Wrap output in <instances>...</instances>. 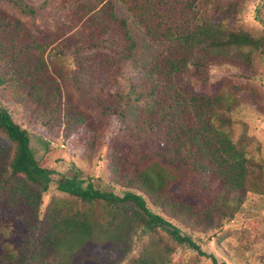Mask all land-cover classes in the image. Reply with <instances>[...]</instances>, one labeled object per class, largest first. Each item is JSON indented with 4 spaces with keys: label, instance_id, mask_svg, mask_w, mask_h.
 Wrapping results in <instances>:
<instances>
[{
    "label": "trees",
    "instance_id": "1",
    "mask_svg": "<svg viewBox=\"0 0 264 264\" xmlns=\"http://www.w3.org/2000/svg\"><path fill=\"white\" fill-rule=\"evenodd\" d=\"M4 1L49 25L28 31L6 15L0 29H19L41 54L49 49L46 67L55 68V59L67 65L63 88L72 85L79 103L124 122V141L111 148L110 160L112 181L127 190L55 179L35 156L28 131L0 108V264H123L136 233L147 240L127 264H168L170 243L215 260L202 251L201 238L230 221L248 192L264 195V166L230 137L236 95L202 90L211 66L249 72L242 63L249 53H264V37L231 27L242 0H46L50 9ZM141 39L155 50L136 85L126 63L136 61ZM103 74L125 86L95 85ZM6 75L26 77L0 64V86ZM58 100L42 103V112L58 109L60 116ZM51 184L67 198L51 199L41 213ZM10 226L15 233L5 236Z\"/></svg>",
    "mask_w": 264,
    "mask_h": 264
},
{
    "label": "rangeland",
    "instance_id": "2",
    "mask_svg": "<svg viewBox=\"0 0 264 264\" xmlns=\"http://www.w3.org/2000/svg\"><path fill=\"white\" fill-rule=\"evenodd\" d=\"M21 1L30 7L50 9L46 0ZM241 7L242 12L237 14L231 27L264 37L260 21L264 17V0H242ZM6 15L20 19L28 31L43 30L49 25L48 21L37 16L31 21L18 8L0 0V25ZM129 22L133 24L131 18ZM154 50L152 44L141 39L134 56L136 61H127V75L136 85L145 80L144 65L151 61ZM50 55L49 49L41 54L31 46L19 29L12 26L0 29V64L3 70L26 75L20 80H9V75H6L9 81L0 86V108H5L14 122L28 131L35 156L41 165L55 171V179L58 176L77 177L90 180L96 187L104 186L122 194L127 188L112 181L115 169L110 157L111 148L124 141V122L116 116L103 118L95 110L79 103L74 87L68 85L63 88L61 84L62 77L67 74V65L60 59H55V68L51 64L44 65ZM242 63H246L249 72L231 64L211 66L202 90L210 94L236 95L237 106L230 114V137L235 142L243 141L247 157L264 166V53L250 52L249 60ZM125 83V80L103 74L95 85H102L104 90L118 91ZM31 84L33 88H29ZM37 99L40 103L34 105ZM56 99H59L60 116L58 109L53 113L48 110L42 112V103L49 107ZM145 108L143 106L141 111ZM55 198L67 196L51 184L42 197L41 213ZM146 201L153 211L162 214ZM14 233L11 226L4 232L5 236ZM160 237L162 242L166 241L164 236ZM146 240L147 236L139 233L133 236L123 264L139 255ZM200 241L202 251L213 255L215 260L198 255L188 247L170 243L171 262L168 264H264V195L248 192L234 217Z\"/></svg>",
    "mask_w": 264,
    "mask_h": 264
}]
</instances>
